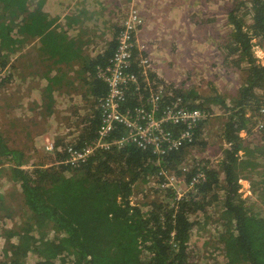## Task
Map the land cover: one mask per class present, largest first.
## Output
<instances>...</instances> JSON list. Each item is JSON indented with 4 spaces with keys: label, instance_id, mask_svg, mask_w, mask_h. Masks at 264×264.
<instances>
[{
    "label": "trees",
    "instance_id": "trees-1",
    "mask_svg": "<svg viewBox=\"0 0 264 264\" xmlns=\"http://www.w3.org/2000/svg\"><path fill=\"white\" fill-rule=\"evenodd\" d=\"M235 2L227 14L233 29L225 34L227 38L221 46L226 57L235 56L233 62L244 78L231 100L233 107L227 104L228 118L221 122L217 161H197L184 173L181 169L191 147L208 148L209 142L202 137L207 134L206 120L195 126L191 143L164 156L154 154L151 147L112 145L96 149L76 168L60 164L27 169L23 152L10 148L0 134V156L10 163L6 169L9 180L17 184L30 212L24 225L0 232L4 238L0 264H203L192 249V231L218 221L208 207L220 202L224 221L216 243L221 247L212 264H264V211L263 215L253 213L252 205L247 206L239 192V181L248 180L251 191L264 203V63L252 49L254 39L264 52V4L261 0ZM57 18L49 19L40 8H31L29 0H0V69L18 48L36 38L44 56L55 62L70 55L71 40L62 25L55 23ZM120 30L121 26L116 25L107 48L85 60V69L79 71L78 78L88 74L87 81L83 78L87 84L85 93L89 90L94 101L108 92L97 71L112 58ZM139 58V49L133 47L126 71L137 75V82L128 83V96L121 104L131 110L140 103L134 95L135 86L145 85ZM148 74L152 78L153 74ZM1 84L2 80L0 87ZM176 93L183 102H189L191 109H209L213 102L226 106L224 97L217 92L205 96L191 87L176 89ZM100 116V108L91 117L86 115L75 146L95 139ZM124 134V127L118 125L108 139H119ZM56 155V161L63 157V153ZM161 170L176 171L188 184L196 173L202 176H197L188 195L177 198L171 188H158L165 180ZM151 181L156 184V189L149 188L152 199L132 203L135 187ZM30 256L34 261L28 259Z\"/></svg>",
    "mask_w": 264,
    "mask_h": 264
},
{
    "label": "rangeland",
    "instance_id": "rangeland-1",
    "mask_svg": "<svg viewBox=\"0 0 264 264\" xmlns=\"http://www.w3.org/2000/svg\"><path fill=\"white\" fill-rule=\"evenodd\" d=\"M120 1L122 2V0ZM133 1H135V5L138 7L140 11V16L143 19V24L140 26L139 30L136 33V44L139 45L140 47H142L143 45V48L140 49L141 50L140 58L145 55V57L149 59V64L144 67L146 74H148V71L152 67L154 69L157 67V59L158 57H160L159 54H161V52H158V48L156 47L158 46L159 42L157 43V45L153 46L152 41L146 39L147 37H145V33H143V31L141 30L145 26L147 20H150L151 22L154 23L161 22L163 24L164 20L162 18V13L164 12V7H165L164 1L163 0H128L127 5L123 3L124 5L122 6V8L120 6L115 8L114 22L119 24V26L121 20L119 19L118 15H120V13L122 15L123 14L126 15L127 8ZM210 1H212V3ZM235 1L236 0H200V2L198 1L192 5L193 7L192 9H190V6L186 7V12L188 14L197 16L194 18H198V19H201V14L205 16L207 15L213 16V14H207L208 13L207 4L210 2V4L213 5L209 6V10L214 12V8H215L217 10V14L224 16L226 20L225 26L222 27V30L224 31L225 29H227V31H229L230 29H233V26L231 25V23L228 22L227 14L229 10L234 8L236 4ZM29 4L30 7L32 8L33 4L30 3V0H29ZM91 6L92 5H90L89 8ZM67 9L68 12L73 11V9L70 7H67ZM169 17H174L173 13L172 14L170 13ZM195 22H197V19H195ZM145 29L148 28L145 27L144 32ZM151 32H153L152 34H154L153 37H159L156 34L157 32H155L154 30H152ZM218 36L220 41L221 33H218ZM224 36H223V40L220 43V46L222 45V43H224L225 39L227 38L226 35ZM33 42L37 44L38 42L37 38L33 39ZM30 44L31 43L24 45L25 47H27L26 50L27 52L22 54H16L18 57L17 60L15 59L14 61H11L9 59V62L7 63L10 65V68L12 70V76L15 74L14 67L15 65H17L19 73L22 75V77L24 78L26 77L27 78L26 80H28V82L31 79V64H30V72L28 70L29 57L32 58V61L35 65L32 49H30V46H28ZM258 47L260 48V45H258ZM221 48L223 47L215 46V49L213 50L212 58H210V56L207 55L198 56L194 52H192V54L190 55L188 54L189 57H191L192 60H194V63L204 60L207 66H204L202 68L199 67L195 69V66H192L190 68L189 67L185 68L180 65L178 66L175 65L173 66L175 70L178 68L179 72L181 71L183 72L181 75L182 77L180 79L179 77L176 78L173 76L172 78L161 77L162 81H165L167 84L171 83L170 86L171 88L172 86L175 87L176 89L179 88L188 89L192 87L196 93L205 96L210 93L212 94L214 92H217L225 99L226 106H223L222 104L216 102L209 104L210 105L209 109L212 112V115L211 117L206 119V121L208 122V127L205 130L207 134L202 136L204 139H207V141L209 142V146L206 150H201L196 147L190 148V152L186 155L185 160L182 163V165H184L187 169L184 172H187L188 169L191 168V166L194 165L197 161H201L204 163H210L212 161L216 162L218 157H220L219 147L221 144L219 138H220L221 122H223L228 118V115L230 113L229 106L233 107V103L231 100L234 96L237 95L238 89L241 87L243 83L244 73L239 68L236 67L238 66L236 63L234 64L233 60L236 59L235 56L226 57L227 53H225V51L222 52ZM260 55L264 57V54L260 53ZM12 57H14V55ZM189 57L187 59H189ZM209 60L213 62L209 63ZM21 65H25L27 67L24 69ZM241 65L245 67L243 63ZM44 69L45 66L43 65L42 71H44ZM39 71L41 72L40 68ZM4 74L5 71L3 69H0V81L3 79ZM203 75L205 76V78L203 77ZM12 80L14 82L15 77H13ZM150 80L151 79L147 77V81L151 82ZM22 89L23 88H16V89H11V91L8 90V92H5L2 88L0 90V100H4L5 98H8L10 100V104H12L14 103L15 99L12 98L11 96L14 97L17 96L18 93L22 91ZM81 93L82 95L84 94V91L82 89H81ZM82 95H81V101L74 98H72L71 101H65V100L62 101L61 100L62 97L57 96L56 102L53 103V113L51 115H43V113H40L39 114L40 118L26 119L30 121V125H25L22 128L24 130L23 133L14 134L9 131V127H5L3 129L0 128V134L2 135L6 144L12 149L21 150L23 152L24 158L22 159L27 160L28 163L27 165L24 166L25 168L31 169L33 168V166L36 165H42L44 167L60 165L59 161L61 157L59 158L58 161H56L57 159L56 154L57 153L61 154L58 148H62L66 143L77 142V140L79 139L78 132L83 127V122L86 119V115L89 113V116L91 117L93 111L96 109L97 100L94 101V99L86 98L85 95L83 96ZM227 104H229V106H227ZM0 123H2L1 117H0ZM33 124L37 125L38 129H42L41 130L42 134L32 132ZM245 135L246 134L244 132L241 133V136L245 137ZM248 139H250V141H253L251 137H248ZM51 141L53 142V149L48 150L46 149V144L50 143ZM211 151L215 154H213ZM210 154L212 155L210 156ZM200 155H205V156H200ZM0 159L6 161L2 156H0ZM261 161L263 162V160ZM7 166H9V164L4 163L0 167V198H1L0 232L3 231L2 229L18 228L20 225H24V223L30 218V212L23 203V199L21 197L20 191L17 188V184L9 180V173L8 170H6ZM168 173L169 175L174 173L176 174V171L174 172L168 171ZM179 176L181 178H184L182 175ZM185 183L186 181L184 178V181H182L178 185L180 190L185 189V185H186ZM239 183H240L239 192L241 193V197L246 200L245 204L247 203V206L252 205L253 213H262L263 215L264 203L262 202L261 198L258 197V195H256L251 191L248 180L241 179ZM155 185L156 184L151 181L148 184H145L144 186L139 185L135 187L132 203H136L138 201H143L146 199H152L153 192H150L149 188L154 189ZM261 186L264 188V181L261 182ZM145 193L148 194L146 196L147 198L144 199ZM208 210L210 214L219 217L218 221L212 224L208 223L206 226L203 227L204 229L198 228V226L195 227L192 231V240H191L192 249L195 250L196 256L198 257V259H200L203 262V264H212L213 261L216 259V257H218L219 255L218 250L220 249L221 246L216 243V235H218L219 232L223 230V221H224L222 219V211L224 210L222 202H220L218 205L215 203L211 204L208 207ZM15 239L16 238L14 237L13 240ZM3 243H4V238L0 236V247L3 246ZM28 259L30 261H34V258L32 256L28 257Z\"/></svg>",
    "mask_w": 264,
    "mask_h": 264
},
{
    "label": "crops",
    "instance_id": "crops-1",
    "mask_svg": "<svg viewBox=\"0 0 264 264\" xmlns=\"http://www.w3.org/2000/svg\"><path fill=\"white\" fill-rule=\"evenodd\" d=\"M163 1L165 6L164 12L162 13L163 24L161 22L154 23L147 20L141 30L145 33L146 39L152 41L153 46L159 42L156 47L161 54H159L160 57L157 59V67L155 69L152 67L148 71V73L153 74L152 78L148 74V77L151 79L150 81L157 80L159 82H165L162 81L161 77L172 78L173 76L176 78L179 77V79L182 77L183 72H179L178 68L175 70L173 68L175 65H180L185 68L195 66V69L207 66L204 60L194 63V60L189 55L194 52L198 56L207 55L212 58L215 46L221 47L220 43L223 40V36L228 32L227 29L222 30L226 22L224 16L217 14L215 8L214 12L209 10V6L213 5L210 4L212 1L207 4V14H213V16L201 14V19L194 18L197 16L186 12V7L190 6V9H192V5L198 1L200 2V0ZM120 2V0H30V3L33 4L32 8L41 7L40 9L47 14L49 19L58 17L55 23L62 25L67 38L71 40L67 41L72 45V53L66 55L64 60L62 59L57 63L55 60L44 56V50L41 49L39 39H37V44L31 40L29 42L31 44L28 46L32 49L35 65L32 58L29 57V72L31 64V79L29 82L26 80V77H22L19 73L17 65L14 67L15 74L13 76L9 64L2 68L5 74L0 90L3 88L5 92H8L11 89H23L17 96H11L15 99L12 104H10L8 98L0 100L1 129L9 127V131L14 134L23 133L24 130L22 128L25 125H30V121L26 119L40 118V113H43V115H51L53 113V103L56 102L57 96H61L62 101H71L72 98L81 101L82 89L84 91L83 95L86 98L93 99L89 90L85 93L87 84L84 83V80L87 81L89 79L88 74L82 73L81 77L78 78L79 71L85 69V60L95 57V55L102 53L107 48L108 43L114 36L113 33L116 25L119 26V24L114 22L115 8L118 6L122 8L123 3L127 5L128 0H122L121 4ZM90 5L92 6L89 8ZM67 7L72 8L73 11L68 12ZM86 13L87 17L85 16ZM170 13H173L174 17H169ZM89 14H92L91 18H89ZM121 15V13L118 15L120 20ZM71 17L75 19L70 21ZM195 19H197V22H195ZM68 21L71 22L70 25L67 24ZM145 27L148 29H145L144 32ZM152 30L157 32L156 34L159 37H153ZM218 33H221L220 41ZM26 50L27 47L24 45L21 46L13 54L14 57L12 55L9 59L11 61L17 60L18 57L16 54L25 53L27 52ZM221 51L224 52V49L221 48ZM260 53L264 54L262 47L254 51V55L259 57L261 62H264L261 60L262 56ZM188 57L189 59H187ZM211 62L213 61L209 60V63ZM43 65L45 66L44 71H42ZM21 66L24 69L27 67L25 65ZM13 77H15L14 82L12 80ZM203 77L205 78L204 75ZM50 83L51 87L49 89ZM168 85L171 86V83ZM172 90L176 92V88L173 86ZM32 126L33 133L42 134V129H38L35 124ZM22 160L24 161V166L28 164L27 160ZM0 161V167L4 163L10 165L7 160L0 159Z\"/></svg>",
    "mask_w": 264,
    "mask_h": 264
},
{
    "label": "built area",
    "instance_id": "built-area-1",
    "mask_svg": "<svg viewBox=\"0 0 264 264\" xmlns=\"http://www.w3.org/2000/svg\"><path fill=\"white\" fill-rule=\"evenodd\" d=\"M261 1L264 4V0ZM142 24L140 11L133 1L127 8V14L121 16L118 45L112 58L104 68H99L97 71V76L107 84L108 90L105 96L97 99L96 109L101 110L97 136L81 147L75 146L76 142H72L58 148L59 152L63 153L60 164L76 168L84 164L96 149H109L112 145L124 144H134L142 149L151 147L154 154L164 156L185 143H191L197 123L211 117L210 109H191L189 102H183L182 97L173 92L169 83L147 81L148 74L144 67L149 64V59L145 55L138 63L145 85L144 87L136 85L134 88V95L139 98L140 103L132 110L121 106L128 96L126 93L128 83L137 82L138 76L128 73L126 69L130 66L132 48L137 47L139 50L143 48V45L140 47L135 43L136 33ZM252 49L253 51L259 49L254 39ZM261 60L263 61L262 57ZM261 112H264V101ZM118 125L124 127L125 134L119 139L109 140L108 136ZM51 142L46 144V149H53ZM181 169L182 172L187 170L185 166ZM161 174L164 175L165 180L158 184V188L160 190L171 188L177 198L188 195L197 182V176H202L201 173H196L189 184L185 183V189L180 190L178 185L184 181V178L175 173L169 175L167 170H161Z\"/></svg>",
    "mask_w": 264,
    "mask_h": 264
},
{
    "label": "clouds",
    "instance_id": "clouds-1",
    "mask_svg": "<svg viewBox=\"0 0 264 264\" xmlns=\"http://www.w3.org/2000/svg\"><path fill=\"white\" fill-rule=\"evenodd\" d=\"M258 58V57H257ZM263 58V61H264V57H262ZM259 61H260V59H259ZM261 62V61H260ZM262 63V62H261Z\"/></svg>",
    "mask_w": 264,
    "mask_h": 264
}]
</instances>
